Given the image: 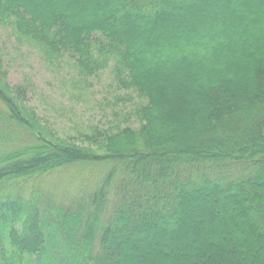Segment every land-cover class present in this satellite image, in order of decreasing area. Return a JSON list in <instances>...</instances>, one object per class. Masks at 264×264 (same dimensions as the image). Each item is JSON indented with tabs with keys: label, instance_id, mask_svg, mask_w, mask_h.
I'll return each instance as SVG.
<instances>
[{
	"label": "trees",
	"instance_id": "obj_1",
	"mask_svg": "<svg viewBox=\"0 0 264 264\" xmlns=\"http://www.w3.org/2000/svg\"><path fill=\"white\" fill-rule=\"evenodd\" d=\"M0 24L85 74L113 64L148 98L102 154L46 138L0 74V187L112 167L68 209L0 195V264H264V0H0Z\"/></svg>",
	"mask_w": 264,
	"mask_h": 264
},
{
	"label": "rangeland",
	"instance_id": "obj_2",
	"mask_svg": "<svg viewBox=\"0 0 264 264\" xmlns=\"http://www.w3.org/2000/svg\"><path fill=\"white\" fill-rule=\"evenodd\" d=\"M4 73L14 95L35 113L38 131L48 139L92 147L103 154L99 145L106 134L126 127L139 129L143 122L139 112L148 98L134 88L123 87L113 64L85 74L69 57L51 61L35 48L20 45L10 28L0 24V74ZM0 108L5 109L1 104ZM13 137L17 146L36 142L31 133L18 127ZM111 168L99 163L69 165L9 181L0 187V195L22 193L28 199L40 195L45 203L68 209L72 203L87 200ZM121 178L120 172L113 178L112 206Z\"/></svg>",
	"mask_w": 264,
	"mask_h": 264
}]
</instances>
